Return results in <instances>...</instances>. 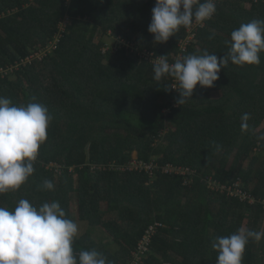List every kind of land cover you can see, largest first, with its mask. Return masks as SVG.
I'll return each instance as SVG.
<instances>
[{"label":"trees","instance_id":"trees-1","mask_svg":"<svg viewBox=\"0 0 264 264\" xmlns=\"http://www.w3.org/2000/svg\"><path fill=\"white\" fill-rule=\"evenodd\" d=\"M215 3L211 19L157 43L148 31L156 0H0V97L40 103L53 117L34 173L0 194V207L59 202L66 218L109 234L104 243L90 234L73 242L77 255L94 249L108 264H131L144 242L137 264H216V236L264 231V52L259 65L229 62L214 87L197 85L184 105L171 87L178 81L154 79L160 56L170 64L204 50L222 57L233 30L264 20V0ZM99 36L123 41L112 51ZM134 151L154 164L152 177L111 169ZM242 264H264V238L249 241Z\"/></svg>","mask_w":264,"mask_h":264},{"label":"clouds","instance_id":"clouds-1","mask_svg":"<svg viewBox=\"0 0 264 264\" xmlns=\"http://www.w3.org/2000/svg\"><path fill=\"white\" fill-rule=\"evenodd\" d=\"M216 12L215 0H156L148 31L157 43L167 42L181 27L203 24ZM214 35V34H213ZM264 52V20L241 24L231 32L229 51L222 57L204 50L169 63L160 56L153 63L154 79L170 76L178 81V105L193 98V92L212 88L219 73L229 62L237 65H259ZM35 99V98H33ZM53 117L40 103L14 105L0 97V194L18 190L34 173L40 146L47 140V129ZM249 113L241 117V129L247 130ZM264 139V137H261ZM43 187L54 190L52 180ZM79 225L66 218L59 202L44 203L39 208L27 199L19 200L14 210L0 207V264H108L96 250H82L77 255L74 239ZM264 231L243 227L229 236H216L212 247L218 252L216 264H242L250 240L259 242Z\"/></svg>","mask_w":264,"mask_h":264},{"label":"rangeland","instance_id":"rangeland-1","mask_svg":"<svg viewBox=\"0 0 264 264\" xmlns=\"http://www.w3.org/2000/svg\"><path fill=\"white\" fill-rule=\"evenodd\" d=\"M246 6L248 7L249 6V4H246ZM66 22V21H65ZM111 33V32H110ZM108 34V35H111V34ZM97 38H102V39H104L105 41H106V43L109 45V47H113V48H115V49H113L112 51H116L117 49H116V44L117 43H121L123 40H121L120 39V37H118L117 38V41L115 40H112V39H110V38H104V37H97ZM191 39H193V36L191 35V36H189V38L187 39V41H190ZM99 40V39H98ZM97 40V41H98ZM185 43H187V42H185ZM109 47H106L105 48V50H108V48ZM133 47H135V45L134 44H132V47H131V49H133ZM110 49V48H109ZM138 50V49H137ZM36 56L38 57V58H41L42 57V53H36ZM141 60L143 61L144 59L143 58H141ZM12 71H14V70H10L9 72H12ZM164 135H166V133L164 134ZM138 153H137V151H134L133 152V159L131 160V162H129L128 163V167H122V168H119L118 170H116V171H119V172H128V173H133V172H139V173H142V172H144L146 175H147V173H148V175L150 176V177H152V174L150 173V171H151V168H150V166H148V167H144V166H142L143 164L138 160ZM231 161H232V159H230V161H229V164L231 163ZM136 162H139V163H141L142 165V167H139L138 169H140V171H138V170H135L134 169V163H136ZM130 164V165H129ZM116 165V163H114L113 165H110L111 167L112 166H115ZM118 165V164H117ZM127 165V164H126ZM119 166H123V165H119ZM171 164H169L168 165V168H167V170L168 171H170V169H171ZM180 168H183V167H180ZM103 170L104 169H107V166H104V168H102ZM142 169H144V170H142ZM173 169V168H172ZM184 169V168H183ZM93 170V169H92ZM189 172V170H185L184 169V172H183V174H187ZM61 173V170H56V174H58V175H61L60 174ZM189 182L185 179V181L183 182V185H187ZM106 208H107V206H104V209L106 210ZM104 218H105V222H107V221H109V216H107V215H105L104 216ZM77 224L79 225V235H78V237H81V236H83L84 234H90L94 239H96V241H98L99 243H104L105 241H107V240H109V234H106L102 229V227H100V228H97V227H92L91 225H90V223L89 222H85V221H78L77 222ZM141 260V258L139 259V260H134L131 264H136V263H138V261H140Z\"/></svg>","mask_w":264,"mask_h":264},{"label":"built area","instance_id":"built-area-1","mask_svg":"<svg viewBox=\"0 0 264 264\" xmlns=\"http://www.w3.org/2000/svg\"><path fill=\"white\" fill-rule=\"evenodd\" d=\"M186 42L188 43L189 41H186ZM141 163H142V162H141ZM141 163H139V162L134 163V169L140 171V169H138L139 167H142V166H144V167H148V166H150V168H151L150 173H151V174H152L153 171L156 169V167L154 166V164L146 165V164H143V163H142V164H143V165H142ZM111 165H113V164H111ZM129 165H130V164H129ZM141 165H142V166H141ZM122 167H128V164H127V165H123V166H119V165H117V166H112L111 169L118 170L119 168H122ZM172 168H173V167H171L170 172L175 171L176 173H179V174H182V175H186V174H183L185 168H184V169H183V168H180V167H176L175 169H174V168L172 169ZM142 170H144V169H142ZM185 170H187V169H185ZM147 174H148V173H147ZM244 200H249V203H251V204H253V205H255V204L258 202L257 199L252 198V197H249L247 194H244ZM263 205H264V200H263ZM154 232H155L154 229H151V231L149 232V237H148V240H147V241H149L148 244L150 243L151 236H152V234H153ZM146 247H147V243L144 242V243L141 245L140 252L135 254V257H136L135 260H139L142 256H144V255L148 252V249H146ZM136 264H137V263H136Z\"/></svg>","mask_w":264,"mask_h":264}]
</instances>
